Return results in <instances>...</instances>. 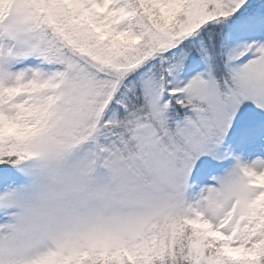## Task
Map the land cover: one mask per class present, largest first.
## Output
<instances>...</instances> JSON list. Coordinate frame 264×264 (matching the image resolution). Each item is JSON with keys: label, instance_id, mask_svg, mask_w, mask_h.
<instances>
[{"label": "snow or ice", "instance_id": "6c2138e0", "mask_svg": "<svg viewBox=\"0 0 264 264\" xmlns=\"http://www.w3.org/2000/svg\"><path fill=\"white\" fill-rule=\"evenodd\" d=\"M0 264H264V0H0Z\"/></svg>", "mask_w": 264, "mask_h": 264}]
</instances>
